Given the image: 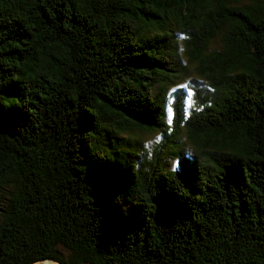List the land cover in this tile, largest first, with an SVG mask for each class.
Masks as SVG:
<instances>
[{
    "label": "trees",
    "instance_id": "16d2710c",
    "mask_svg": "<svg viewBox=\"0 0 264 264\" xmlns=\"http://www.w3.org/2000/svg\"><path fill=\"white\" fill-rule=\"evenodd\" d=\"M172 24L215 94L142 172L127 132L180 140ZM44 259L264 264V0H0V264Z\"/></svg>",
    "mask_w": 264,
    "mask_h": 264
},
{
    "label": "rangeland",
    "instance_id": "374dc122",
    "mask_svg": "<svg viewBox=\"0 0 264 264\" xmlns=\"http://www.w3.org/2000/svg\"><path fill=\"white\" fill-rule=\"evenodd\" d=\"M171 27L173 28L176 36L178 51L183 58L184 73L182 74V79L176 83L169 81L163 94L166 99L165 118L170 127L176 120L177 106L181 104L183 107V116L181 118V122H183V124L180 125L181 129L176 131V135L180 137V140L177 138L169 140L167 136L169 137L170 132L167 133L166 137L162 133L143 130H136L131 133L127 132L126 135L130 136L133 141H142L143 147L147 151L148 156L155 152L159 156L158 164L155 163L152 164L150 168H146V163L148 161H146L144 166L142 165L145 158L142 152L140 154L141 157L139 158V162L142 165L140 166L139 171L142 172L149 171L154 165L159 168L167 167L170 169H177L179 165V156H177V154H180L182 149H185L188 154L195 153L193 143L187 136L189 135V131L186 123L192 115L200 113L204 110V105L198 98H207L215 94V87L212 86V88L208 90L203 84L193 82V79H195L194 77L207 78L201 75L203 73V68L200 67L199 62L193 60L188 53V33L181 26H177L176 24H172ZM222 47V35H218L211 43L210 50L213 51L212 49H220L219 51H221ZM196 89L200 91L198 98H196L198 95ZM131 156L135 159L133 149L131 150Z\"/></svg>",
    "mask_w": 264,
    "mask_h": 264
},
{
    "label": "water",
    "instance_id": "95a60500",
    "mask_svg": "<svg viewBox=\"0 0 264 264\" xmlns=\"http://www.w3.org/2000/svg\"><path fill=\"white\" fill-rule=\"evenodd\" d=\"M33 264H61V263L53 259H44V260L37 261Z\"/></svg>",
    "mask_w": 264,
    "mask_h": 264
}]
</instances>
